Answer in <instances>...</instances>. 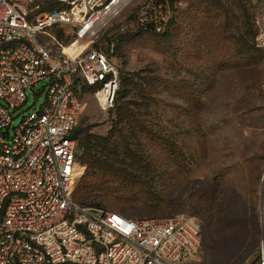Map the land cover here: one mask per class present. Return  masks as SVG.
Returning <instances> with one entry per match:
<instances>
[{"label": "rangeland", "instance_id": "obj_1", "mask_svg": "<svg viewBox=\"0 0 264 264\" xmlns=\"http://www.w3.org/2000/svg\"><path fill=\"white\" fill-rule=\"evenodd\" d=\"M248 1L252 30H264V0ZM220 3L226 0H179L165 35L133 29L134 6L111 22L95 44L106 54L116 46L108 59L118 76L148 80L145 93L127 89L119 103L134 115L122 122L119 104L103 111L93 94L84 93L77 128L104 137L121 128L127 137L120 157L99 176L91 200L96 205L135 220L193 217L201 228V264H258L264 245V51L234 45L239 35L224 31ZM45 86L27 90L12 128L45 103ZM76 165L73 193L85 174Z\"/></svg>", "mask_w": 264, "mask_h": 264}, {"label": "built area", "instance_id": "obj_2", "mask_svg": "<svg viewBox=\"0 0 264 264\" xmlns=\"http://www.w3.org/2000/svg\"><path fill=\"white\" fill-rule=\"evenodd\" d=\"M131 6L129 23L157 34L176 18L169 0H0V264H201L195 218L135 220L72 198L78 93L97 87L98 107H113L118 71L95 41ZM254 40L264 51L262 28ZM43 81L45 103L12 128Z\"/></svg>", "mask_w": 264, "mask_h": 264}, {"label": "trees", "instance_id": "obj_3", "mask_svg": "<svg viewBox=\"0 0 264 264\" xmlns=\"http://www.w3.org/2000/svg\"><path fill=\"white\" fill-rule=\"evenodd\" d=\"M158 1L162 2L163 0ZM177 2L179 3V0L171 1V6H176L175 10H177ZM217 4H219V2H217ZM221 5L222 3H220L218 10H222V15L217 17L222 18L224 31L229 32L230 29L237 30V34L239 35L238 39L234 42V45H238L241 49L246 48L247 50L249 49V46H251L250 48L261 51L255 45L254 39L256 32L252 30L250 24L251 13L249 1L226 0L225 5ZM43 8L51 10L58 9V6L51 4L49 7H42V9ZM129 19H132V16H130ZM172 23L173 21L161 35L168 33ZM133 29L138 32L154 33L149 28H143L140 26H136ZM116 49V46H112L110 48V54H106L107 52L105 54L107 57L114 56ZM147 83L148 80L146 79L135 81V78L124 77L122 75L118 76V89L112 108L119 104V112L117 115L119 117L121 116L120 122L126 118L133 120L134 115L132 111L126 108L124 103H119L120 99L125 98L127 89L129 91H134L140 97V95L145 93ZM96 89L97 87H87L81 84L80 92H77L78 97L81 99L84 93L93 94ZM73 138L77 141L75 154L76 161L81 166L85 167V174L80 182L81 184L79 185L78 190H75L76 193L74 192L72 195L73 201L81 206L101 208L96 205V202L91 201L93 199L94 190L96 191L95 187L98 184L99 176L109 169L108 166L111 161H116L120 157V153L122 152H120L119 149L127 146V137L123 135V129L121 128H115L114 132H111L105 137L94 134L90 132V130L76 128L73 133Z\"/></svg>", "mask_w": 264, "mask_h": 264}]
</instances>
